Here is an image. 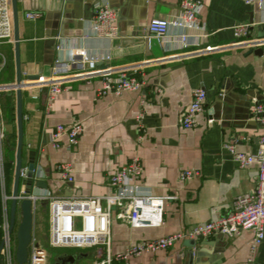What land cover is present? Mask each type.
<instances>
[{"label":"crops","instance_id":"1","mask_svg":"<svg viewBox=\"0 0 264 264\" xmlns=\"http://www.w3.org/2000/svg\"><path fill=\"white\" fill-rule=\"evenodd\" d=\"M109 1L117 11L119 35H138L147 33L151 19H171L178 15L182 0ZM197 1L202 4L199 17L209 35L198 39L192 36L195 31L189 30L190 39H196L199 44L179 48L171 36L182 29L172 27L170 36L163 39V56L155 57L148 47L142 53L114 56L110 40L91 36L96 0H65L64 11L39 10L41 17L37 19L26 18V11L36 10L29 9L25 0H18L20 59L25 81L28 75L42 74L45 65L52 66L59 57L66 59L71 50L81 46L88 53L112 55L110 60L99 62V67L136 66L145 80L140 91L103 96L97 95L99 79L92 83L72 81L50 103L46 89L35 81L23 87V166H28V151L36 150L37 179L48 184L47 189L34 188L35 194L73 197L110 194L114 191L108 182L110 174L138 156L143 164L142 176L139 181H129L137 185L138 192L175 196L165 202L164 223L155 227H131L125 218L119 217L126 203L113 205L114 252L226 214L238 195L256 188L258 165L240 167L225 143L235 139L236 148L247 153L259 149L262 127L252 110L256 101L264 102V43H261L264 6L247 5L243 0ZM244 23L249 24L248 32L237 39L234 27ZM85 35L89 37L83 38ZM238 40L252 44L236 45ZM255 41L260 43L253 44ZM58 43L65 47L62 52L56 49ZM225 44L229 47L197 52L207 46ZM0 51L7 59L0 71V82H15L14 43L1 44ZM197 88L206 90L207 100L196 125L185 129L180 117ZM0 106L7 131L6 170H13L11 182L6 186L5 179V188L0 186L1 243L3 223L8 220L10 224L8 197L13 189L17 143L15 89L1 93ZM140 110H144L143 131H139L136 118ZM209 118L213 119L211 124ZM74 122L83 126L79 144L72 149L54 148L51 133L55 127ZM65 140L62 137L61 141ZM59 162L72 164L73 182L60 177L55 169ZM186 169L197 174L182 181L180 174ZM25 179L22 178L23 187ZM20 217L18 211L15 225ZM48 231L49 203L48 199L40 198L34 213L33 235L47 246ZM12 236L15 240V230ZM252 237L253 232L245 230L234 237L215 234L195 239L196 247L209 253L194 255L190 262L186 259L192 250L189 246L192 240L182 239L168 249L113 264H246ZM80 253L85 259L83 264H93L92 249H81ZM56 264H65L59 255ZM254 264H264V239L256 250Z\"/></svg>","mask_w":264,"mask_h":264},{"label":"built area","instance_id":"2","mask_svg":"<svg viewBox=\"0 0 264 264\" xmlns=\"http://www.w3.org/2000/svg\"><path fill=\"white\" fill-rule=\"evenodd\" d=\"M247 5L254 4L255 0H243ZM264 6V0H260ZM202 4L197 0H182L180 12L171 19L153 18L150 20L147 29V37H155L162 44L163 39L170 36L172 27L182 29L174 33L171 40L179 48L197 46L198 41L190 39L189 30H194V37L202 38L208 36L205 26L201 23L199 12ZM92 34L91 36L111 40L119 36L117 25V11L110 5L109 0H96L93 5ZM25 17L37 19L41 17L39 11H26ZM249 24H240L234 27V35L237 39L247 34ZM85 35L83 38H87ZM3 43H14L13 35V12L12 0H0V45ZM248 41L238 40L236 45L244 46ZM260 43L259 41L253 44ZM264 43V41H261ZM252 44V43H249ZM229 46L219 45L216 47L207 46L197 52L207 53L209 51L225 49ZM65 47L58 43L57 51L62 52ZM194 50L193 52H195ZM112 58L111 54L99 55L88 53L82 46L71 50L70 56L66 59L59 57L53 63L50 75L41 77L35 81L39 87L46 89L47 101L50 103L58 94L67 89L66 84L72 81H84L92 83L99 79L97 95L103 96L108 93L121 94L124 91H140L145 80L142 73L136 66L122 68L99 67V62H105ZM6 56L0 51V71L6 65ZM25 80L20 84L27 87ZM16 82L1 83L0 95L7 89H15ZM207 100V92L204 88H197L193 91L192 99L180 117V124L185 129L196 125L197 116L204 110ZM142 105L145 100L142 99ZM253 116L261 124L262 132L259 137V149L256 153L239 151L236 148L235 139L225 143L226 149L232 155L234 161L240 167H247L253 163L258 165L257 184L252 192L238 195L231 211L219 215L216 218L198 223L188 229L159 238L146 240L137 244L129 245L124 250L114 252L112 250V209L113 205L126 203L119 217L125 218L131 227H155L164 223L165 202L174 195H150L139 193L137 185L129 181H139L143 173V164L138 156H133L125 165L110 174L109 185L114 191L107 195H96L88 197L73 196H39L34 192L26 195L19 193V198L29 197L34 202L36 209L37 201L40 198L48 199L49 203V239L48 245H42V249L36 248V238L29 248L28 261L25 264H50L49 250L52 248H78L92 249L94 255L93 264H113L114 261H125L131 257L143 253L155 252L161 249H168L182 239L206 238L215 234L234 237L242 231L253 232L250 253L246 264H254L255 253L264 239V102H255L252 110ZM144 110L137 115L138 129L144 130ZM212 118L208 119L211 124ZM6 122L0 106V186L5 188L6 163L4 155V142L6 139ZM83 126L79 122L70 125L58 124L51 133V143L54 148L65 146L72 149L79 144ZM62 137L66 140L63 142ZM55 169L63 180L73 182V166L70 162H59ZM28 166H22L21 178H26ZM197 174V171L186 169L181 172L182 181ZM34 177L38 178L37 168H34ZM8 220L3 223L4 246L2 254L5 264H15L14 248L15 240L9 231Z\"/></svg>","mask_w":264,"mask_h":264},{"label":"water","instance_id":"3","mask_svg":"<svg viewBox=\"0 0 264 264\" xmlns=\"http://www.w3.org/2000/svg\"><path fill=\"white\" fill-rule=\"evenodd\" d=\"M43 1V2H42ZM28 4V8L32 10H51L55 12L64 11L65 0H25ZM48 2V3H47ZM254 5L259 7L261 5L260 0H255ZM12 12H13V35L15 45V68L16 78L15 82L18 85L16 87V119H17V143L16 154L14 164V178L13 189L11 195L8 197L11 200L10 209V233L15 230V248H14V260L15 264H25L28 261L29 248L33 240V227H34V202L29 197L19 198V193L23 192L29 195L34 192V188L47 189L48 184L44 179H35L34 168L36 167L37 151L31 149L28 151V172L25 179V185L22 186V178L20 171L23 166V86L20 84L24 81L22 77L21 59H20V35H19V15H18V0H12ZM111 41V47L113 49V55L119 56L124 54L142 53L145 48L148 47L155 57H162L164 54L162 43L155 37H147L146 34L138 35H119ZM260 52H262L260 50ZM51 65H45L42 74H31L26 78V85H30L29 81H38L41 77H47L51 72ZM20 211L21 217L17 225L16 215ZM189 246L192 248L187 255L186 262L192 260V256H201L208 254L206 250H200L196 247L195 239H191ZM219 242H216V244ZM213 245V244H209ZM223 245V244H221ZM4 241L0 243V264H5V258L2 254V248ZM36 248L42 249L40 241L36 242ZM52 257V253L49 252V262ZM59 258L65 262V264L74 263L76 260L75 255H61ZM68 262V263H67Z\"/></svg>","mask_w":264,"mask_h":264},{"label":"rangeland","instance_id":"4","mask_svg":"<svg viewBox=\"0 0 264 264\" xmlns=\"http://www.w3.org/2000/svg\"><path fill=\"white\" fill-rule=\"evenodd\" d=\"M49 232V231H48ZM36 239L39 240L38 236H36ZM48 239H49V235H48ZM41 240V239H40ZM42 241V240H41ZM81 249L78 248H52V250L50 249L49 252H52V262L51 264H56V257L59 255H75L76 256V260L74 263H70V264H83V262L85 261L83 254L80 253Z\"/></svg>","mask_w":264,"mask_h":264},{"label":"trees","instance_id":"5","mask_svg":"<svg viewBox=\"0 0 264 264\" xmlns=\"http://www.w3.org/2000/svg\"><path fill=\"white\" fill-rule=\"evenodd\" d=\"M4 145H5V142H4ZM5 163L7 164V158L5 157ZM9 163V162H8ZM12 168H8L6 170V173H5V177H6V186L7 184H9V182H11V179H12Z\"/></svg>","mask_w":264,"mask_h":264}]
</instances>
